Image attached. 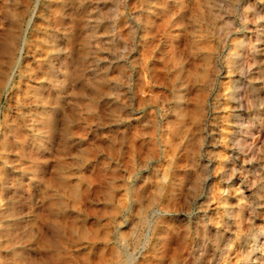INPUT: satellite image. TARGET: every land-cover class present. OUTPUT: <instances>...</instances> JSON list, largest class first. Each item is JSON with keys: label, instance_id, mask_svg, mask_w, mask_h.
Masks as SVG:
<instances>
[{"label": "rangeland", "instance_id": "rangeland-1", "mask_svg": "<svg viewBox=\"0 0 264 264\" xmlns=\"http://www.w3.org/2000/svg\"><path fill=\"white\" fill-rule=\"evenodd\" d=\"M209 1L0 0V264H264V153L230 154Z\"/></svg>", "mask_w": 264, "mask_h": 264}, {"label": "bare ground", "instance_id": "bare-ground-1", "mask_svg": "<svg viewBox=\"0 0 264 264\" xmlns=\"http://www.w3.org/2000/svg\"><path fill=\"white\" fill-rule=\"evenodd\" d=\"M214 1L215 0L209 1V8L213 19L217 17ZM224 1H226V14L224 15V21H226L227 25V28L225 30L226 33L224 36V43L227 48L225 61L227 77L225 78L228 79L225 99L228 104L229 112L231 113L230 115L233 119L230 129L231 136L229 138L232 141V146H229V148L231 147L233 149V151L231 150L232 152L230 153L232 156H234L235 154L237 156L239 155L242 158L243 163H249V161L257 159L260 154L264 153V147L262 148L258 146V141H260L264 135V0H254L253 3L249 2V0ZM93 16H95V18L92 17L91 21H88L89 23H91V26H89L90 41L94 40V28L99 24L98 15L93 14ZM251 34L253 35V42L251 44H253L254 46L249 48L246 47V38L248 39V35ZM64 39L65 38L62 35H57L56 37L51 39L50 44L52 47L50 55L48 57V71L44 79L45 81L39 84L41 88L45 89L47 87H51L60 92L66 86L62 81V74L59 73V70L54 63L55 59H59L63 53L60 42ZM247 52L250 53L249 56L251 60L248 59L249 61H246L247 59L245 57ZM77 56L79 64L82 65L83 62L86 61L87 52H82ZM255 66L257 67V71H254L256 73L252 72V70L255 69ZM82 71H84V69ZM73 78L75 81L81 82V74L77 73L73 76ZM246 107L252 110L253 117L249 118L246 112ZM41 109L43 111H48L49 113L52 112L51 109L45 105H43ZM49 126H52L51 121ZM249 127L253 128V133L251 135L248 134ZM250 132L252 131L250 130ZM247 134L249 135V137H252V140H247L249 138ZM241 192L242 194H244L243 190H241ZM250 210L251 208L247 209L248 212ZM225 211L226 216L230 217L231 211L228 209H226ZM245 214L248 215V213ZM254 243L256 245L257 238L254 239ZM251 258V253L246 252L245 264H259V259L257 261H252Z\"/></svg>", "mask_w": 264, "mask_h": 264}]
</instances>
